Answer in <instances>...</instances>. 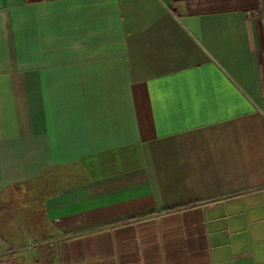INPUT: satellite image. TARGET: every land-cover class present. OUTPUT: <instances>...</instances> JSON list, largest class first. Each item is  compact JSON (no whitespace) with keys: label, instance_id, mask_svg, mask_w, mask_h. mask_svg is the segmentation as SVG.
I'll use <instances>...</instances> for the list:
<instances>
[{"label":"crops","instance_id":"1","mask_svg":"<svg viewBox=\"0 0 264 264\" xmlns=\"http://www.w3.org/2000/svg\"><path fill=\"white\" fill-rule=\"evenodd\" d=\"M42 174L57 264H264V0H0L2 225Z\"/></svg>","mask_w":264,"mask_h":264},{"label":"rangeland","instance_id":"2","mask_svg":"<svg viewBox=\"0 0 264 264\" xmlns=\"http://www.w3.org/2000/svg\"><path fill=\"white\" fill-rule=\"evenodd\" d=\"M74 168L72 169L75 171ZM58 173L59 168H53L52 175ZM41 179H36L35 182L31 183L30 190L24 189L26 191L14 200L19 205V213L14 215L18 222L16 224V221L13 223L17 226L11 225L7 227L6 223L2 225L0 222V235L9 242L8 244L0 245V255L2 253L16 254V260L13 263H11V260L7 262L5 255V258L0 256V264H57L52 254L54 246L45 242L49 237H54L56 233L52 230L50 235L49 228H46V223H44L46 218L42 206L44 197L42 196L43 180ZM52 192H55V190L53 189ZM28 194L30 195L28 196ZM16 207L15 205L13 206V208ZM12 238L15 243L11 242Z\"/></svg>","mask_w":264,"mask_h":264},{"label":"trees","instance_id":"3","mask_svg":"<svg viewBox=\"0 0 264 264\" xmlns=\"http://www.w3.org/2000/svg\"><path fill=\"white\" fill-rule=\"evenodd\" d=\"M52 170H53V168H52ZM56 175H57V174H54V175H51V176L54 178V177H56ZM39 178H40V179H41V178L43 179V174L40 175ZM42 179H41V180H42ZM52 180H53V179H52ZM53 181H54V180H53ZM42 182H43V181H42ZM54 184H55V183H53L52 186H54Z\"/></svg>","mask_w":264,"mask_h":264}]
</instances>
